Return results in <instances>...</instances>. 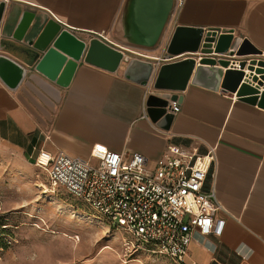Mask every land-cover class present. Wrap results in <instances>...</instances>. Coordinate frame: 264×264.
Instances as JSON below:
<instances>
[{
  "label": "crops",
  "instance_id": "1",
  "mask_svg": "<svg viewBox=\"0 0 264 264\" xmlns=\"http://www.w3.org/2000/svg\"><path fill=\"white\" fill-rule=\"evenodd\" d=\"M1 1V0H0ZM127 0H9L0 22V53L20 63L26 73L13 87L0 75V144L36 159L41 150L63 149L90 157L95 143L131 154H145L150 165L166 152L181 153L196 138L206 152L216 146L217 161L204 183L216 189L227 212L221 235L193 232L182 264H264V107L236 92L214 90L191 81L183 89L158 85L156 71L148 85L125 77L127 63L115 72L83 59L68 86L58 84L35 68L26 53L29 37L52 18L82 39L100 37L125 54L151 60L159 67L185 57L163 60L177 25L201 26L219 32L230 30L237 40L249 39L263 51L234 55L236 61L264 57V0H186L173 12L158 46L126 44L120 17ZM25 10L35 13L24 41L13 37ZM227 56V55H226ZM224 57V56H223ZM198 60V57H197ZM161 93L177 94L170 126L154 122L148 101Z\"/></svg>",
  "mask_w": 264,
  "mask_h": 264
},
{
  "label": "built area",
  "instance_id": "2",
  "mask_svg": "<svg viewBox=\"0 0 264 264\" xmlns=\"http://www.w3.org/2000/svg\"><path fill=\"white\" fill-rule=\"evenodd\" d=\"M185 1L175 0L174 13ZM249 63L245 73L254 83ZM235 65L240 67V62ZM171 108L180 111L176 102ZM201 144L202 139L196 138L189 149L166 152L153 165L141 152L125 154L103 143L93 145L90 157L63 149L55 154L41 150L35 164L46 171L51 189L67 190L121 230L131 254L144 251L181 263L195 230L221 235L226 223V218L218 215L227 210L216 189H203L217 161V147L201 152Z\"/></svg>",
  "mask_w": 264,
  "mask_h": 264
},
{
  "label": "water",
  "instance_id": "3",
  "mask_svg": "<svg viewBox=\"0 0 264 264\" xmlns=\"http://www.w3.org/2000/svg\"><path fill=\"white\" fill-rule=\"evenodd\" d=\"M6 3L0 1V22ZM175 0H127L120 17L123 37L126 44L154 48L159 45L171 20ZM35 13L25 10L13 32V37L23 42L29 32ZM230 30H206L201 26L177 25L172 31L163 60H172L184 53L198 57H185L162 64L132 57L129 54L100 37L89 41L56 19H50L40 32L29 37L26 53L35 68L58 84L68 86L83 59L85 62L115 72L123 61L127 63L126 78L148 85L154 73L158 71V85L183 89L189 81L204 85L214 90L236 92L241 98L264 107V57H254L249 63L250 74L254 83L246 77L247 60L235 65L236 55L253 54L261 56L249 39L237 40ZM227 55V56H226ZM224 56V57H223ZM26 69L14 59L0 53V75L15 87L22 80ZM260 74V75H259ZM177 94L161 93L148 101L147 113L154 122L168 127L174 113L169 111L170 99Z\"/></svg>",
  "mask_w": 264,
  "mask_h": 264
},
{
  "label": "rangeland",
  "instance_id": "4",
  "mask_svg": "<svg viewBox=\"0 0 264 264\" xmlns=\"http://www.w3.org/2000/svg\"><path fill=\"white\" fill-rule=\"evenodd\" d=\"M122 239L121 230L82 199L51 189L33 158L0 144V264H182L131 254Z\"/></svg>",
  "mask_w": 264,
  "mask_h": 264
},
{
  "label": "bare ground",
  "instance_id": "5",
  "mask_svg": "<svg viewBox=\"0 0 264 264\" xmlns=\"http://www.w3.org/2000/svg\"><path fill=\"white\" fill-rule=\"evenodd\" d=\"M108 247V246H107ZM112 253V252H111ZM105 260V258L103 259V261Z\"/></svg>",
  "mask_w": 264,
  "mask_h": 264
}]
</instances>
